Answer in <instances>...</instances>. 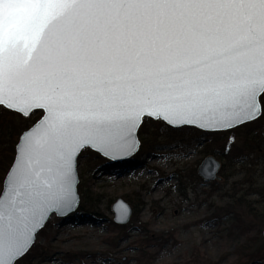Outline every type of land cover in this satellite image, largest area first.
Returning a JSON list of instances; mask_svg holds the SVG:
<instances>
[{"label": "snow or ice", "instance_id": "obj_1", "mask_svg": "<svg viewBox=\"0 0 264 264\" xmlns=\"http://www.w3.org/2000/svg\"><path fill=\"white\" fill-rule=\"evenodd\" d=\"M262 95L264 0H0V105L47 112L0 195V264L71 207L78 148L123 147L145 114L234 126Z\"/></svg>", "mask_w": 264, "mask_h": 264}, {"label": "rangeland", "instance_id": "obj_2", "mask_svg": "<svg viewBox=\"0 0 264 264\" xmlns=\"http://www.w3.org/2000/svg\"><path fill=\"white\" fill-rule=\"evenodd\" d=\"M43 114L0 106V192L21 134ZM138 138L139 151L116 167L90 149L80 153L78 209L67 219L52 215L15 264H239L264 245L263 109L257 120L216 133L145 118ZM208 156L222 164L209 182L198 173ZM118 198L133 210L126 225L113 222Z\"/></svg>", "mask_w": 264, "mask_h": 264}, {"label": "water", "instance_id": "obj_3", "mask_svg": "<svg viewBox=\"0 0 264 264\" xmlns=\"http://www.w3.org/2000/svg\"><path fill=\"white\" fill-rule=\"evenodd\" d=\"M0 106H4L5 108H7L11 111H14L16 113H19L24 117H29L33 112H37L40 110H42L44 112L43 116L31 128L23 131V133L21 134V136L19 138V141H18V143L16 145V149H15L14 161H13L11 167L9 168V170L6 174V177L4 179V182H3L2 192L0 194V195H3V193L7 190L8 180L10 179L11 174L14 171L15 166L17 164L18 149H19L20 145L23 143V138L26 135H28L30 132H32L34 129H37L38 126L42 125L43 121H45L47 119V112L43 108H32L28 111L27 114H25V113L18 112L14 109H10L6 105H0ZM261 114H262L261 101H260V111L254 113L255 118L244 117L242 121H235L234 126H227V127L220 126L217 124H207L206 126H201L200 121H197L196 123L176 122L174 124H170V123L164 121L163 119H159V118H156L154 116H149V115L145 114L137 122V126L132 129L131 136L128 139V143L126 145H124L123 147L113 149V150L109 151V153L107 155L104 152H102L101 150H99L98 147H93L91 145H85V146L78 148L76 150V152H74V154H73L72 205H71V207H62V206H58V205H54V206L50 207L48 209V211L44 214V218L39 221V223L36 225L35 229L33 230L34 238H30L28 241V245H30V246H26V250L23 252L22 255H20L15 260V263L18 260H20L21 258H23L30 251V249L33 247V245L36 241L37 235L40 233L41 230H43L45 228L46 224L48 223V221L52 215H57L58 217L67 219V218H69V216L73 212H75L78 209L79 204H80V196L78 193V184L80 181L79 176H78V158L80 156V153L84 149H90L91 151L98 153L100 156L110 160L111 163H121V162H124L125 160L129 159L130 157L134 156L139 151L141 143H140V140L138 138V132H139V129H140V127L143 123V120L145 118H151L155 121L160 120V121L164 122L165 124H167L173 128L194 127L196 129L204 131V132L216 133V132H226L229 130H233L237 127H240L242 125H245L247 123H251V122L257 120ZM221 167H222L221 162H219L218 160H216L212 156H208L203 160V162L199 166L198 173L204 181H207V182L213 181V180H216L219 178L218 173H219ZM112 211L114 213L113 222L117 225L128 224L131 217H132V214H133V210L131 209L129 204L126 203L122 198H118L117 201L113 204ZM263 236H264V232H263Z\"/></svg>", "mask_w": 264, "mask_h": 264}, {"label": "trees", "instance_id": "obj_4", "mask_svg": "<svg viewBox=\"0 0 264 264\" xmlns=\"http://www.w3.org/2000/svg\"><path fill=\"white\" fill-rule=\"evenodd\" d=\"M260 101L262 104V109L264 110V95L261 96ZM227 144H225L224 146H226ZM234 150L238 154L242 152L238 148H235ZM12 161H13V159H12ZM7 172L8 171H6L5 175L7 174ZM0 194H1V192H0ZM242 200H243V198H240L238 202H241ZM229 214H230V212H228V215ZM235 215H236L235 220L240 222L242 220V216L240 214H235ZM258 222H259L260 226L262 228H264V211H262L258 215ZM260 233H261V231H260ZM243 247L246 248V246H243ZM247 258H248L247 260H244L241 257H239L238 263L239 264H248V262H250L256 258L264 261V245H262L260 248H258V250H256L255 252L249 253V255H247Z\"/></svg>", "mask_w": 264, "mask_h": 264}, {"label": "bare ground", "instance_id": "obj_5", "mask_svg": "<svg viewBox=\"0 0 264 264\" xmlns=\"http://www.w3.org/2000/svg\"><path fill=\"white\" fill-rule=\"evenodd\" d=\"M143 162H138L137 164H142ZM116 164L117 163H111L110 164V166H115L116 167ZM130 166H129V168H130V170H132V169H134L135 168V165H136V163L134 164V165H131L132 163H128ZM97 177H99L98 175H97ZM162 215V213L161 212H159V216H161ZM52 217V216H51ZM72 221V222H71ZM70 222L72 223V224H76L77 222L76 221H73V220H71ZM51 261H55V259L54 260H51Z\"/></svg>", "mask_w": 264, "mask_h": 264}]
</instances>
